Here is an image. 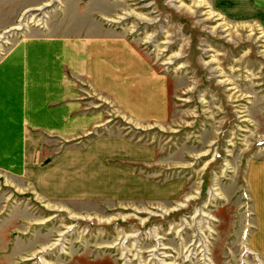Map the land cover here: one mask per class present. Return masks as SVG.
I'll use <instances>...</instances> for the list:
<instances>
[{
	"label": "rangeland",
	"instance_id": "obj_1",
	"mask_svg": "<svg viewBox=\"0 0 264 264\" xmlns=\"http://www.w3.org/2000/svg\"><path fill=\"white\" fill-rule=\"evenodd\" d=\"M30 36L125 40L154 75L148 89L163 87L164 111L151 90L147 119L125 113L69 72L101 120L34 131L35 173L0 169V264H264L251 246L264 217L252 183L264 163V0H0V58ZM114 140L94 173L67 167L57 192L37 181L73 162L65 153Z\"/></svg>",
	"mask_w": 264,
	"mask_h": 264
},
{
	"label": "crops",
	"instance_id": "obj_2",
	"mask_svg": "<svg viewBox=\"0 0 264 264\" xmlns=\"http://www.w3.org/2000/svg\"><path fill=\"white\" fill-rule=\"evenodd\" d=\"M69 72L106 94L125 113L147 119L151 111L149 104L153 103L147 96L151 90L157 93V116L164 111L163 87L160 85L161 89L156 86L148 89L154 75L147 62L135 54L125 40L30 36L18 43L11 54L0 58L1 170L25 176L35 173V165L28 162L38 139L33 136L34 131L39 130L42 134L55 130L63 135H73L98 125L100 114L87 111L79 96L70 89ZM134 72L139 75L136 82L129 76ZM121 146L125 150L124 156H127L128 151L132 152L127 145ZM118 147L114 140L111 146L107 144L100 147L92 143L87 149L65 153L62 159L69 157L73 162L65 165V168L59 165L62 161L59 160L58 169L56 166L51 169L50 176L47 169H43L37 181L43 187L50 182L47 186H51V192H57L63 179L54 178L67 175V167L83 166L88 168V172L94 173L100 156L113 154ZM256 168L258 172L253 176L252 183L260 194L261 199L257 202L264 208V163L256 164ZM260 224V228L252 234L251 246L264 254V217Z\"/></svg>",
	"mask_w": 264,
	"mask_h": 264
}]
</instances>
